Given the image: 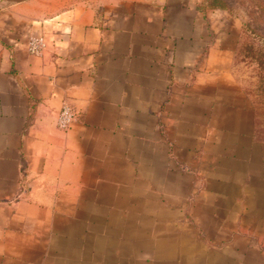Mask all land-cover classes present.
<instances>
[{"label":"crops","instance_id":"1","mask_svg":"<svg viewBox=\"0 0 264 264\" xmlns=\"http://www.w3.org/2000/svg\"><path fill=\"white\" fill-rule=\"evenodd\" d=\"M0 1V264H264L240 18L206 0Z\"/></svg>","mask_w":264,"mask_h":264},{"label":"rangeland","instance_id":"2","mask_svg":"<svg viewBox=\"0 0 264 264\" xmlns=\"http://www.w3.org/2000/svg\"><path fill=\"white\" fill-rule=\"evenodd\" d=\"M1 2V1H0ZM242 21L237 78L245 86H257L264 117V0H215Z\"/></svg>","mask_w":264,"mask_h":264},{"label":"built area","instance_id":"3","mask_svg":"<svg viewBox=\"0 0 264 264\" xmlns=\"http://www.w3.org/2000/svg\"><path fill=\"white\" fill-rule=\"evenodd\" d=\"M27 51L33 55H42L46 48V41L43 36H31L27 41ZM76 119V112L68 102H63L55 116V124L60 129L68 128Z\"/></svg>","mask_w":264,"mask_h":264},{"label":"trees","instance_id":"4","mask_svg":"<svg viewBox=\"0 0 264 264\" xmlns=\"http://www.w3.org/2000/svg\"><path fill=\"white\" fill-rule=\"evenodd\" d=\"M215 0H206L207 5H209L210 7H219V8H225L224 4H218V2L215 4L214 3ZM219 1V0H218ZM227 10V9H226ZM238 51H240V46L238 47Z\"/></svg>","mask_w":264,"mask_h":264}]
</instances>
